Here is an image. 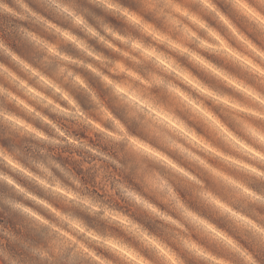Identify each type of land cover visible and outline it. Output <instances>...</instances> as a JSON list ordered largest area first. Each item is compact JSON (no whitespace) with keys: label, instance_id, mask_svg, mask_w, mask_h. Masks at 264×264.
<instances>
[{"label":"clouds","instance_id":"clouds-1","mask_svg":"<svg viewBox=\"0 0 264 264\" xmlns=\"http://www.w3.org/2000/svg\"><path fill=\"white\" fill-rule=\"evenodd\" d=\"M0 264H264V0H0Z\"/></svg>","mask_w":264,"mask_h":264}]
</instances>
